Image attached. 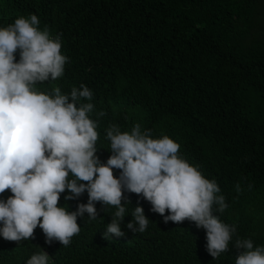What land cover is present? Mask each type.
<instances>
[{
  "label": "trees",
  "instance_id": "1",
  "mask_svg": "<svg viewBox=\"0 0 264 264\" xmlns=\"http://www.w3.org/2000/svg\"><path fill=\"white\" fill-rule=\"evenodd\" d=\"M31 14L41 30L62 34L69 58L61 78L37 87L68 94L83 84L93 92L101 162L112 155L109 125L130 133L139 124L152 138L167 135L181 156L216 180L228 204L216 213L221 220L264 246V0H0V27ZM113 172L119 178L121 170ZM70 194L61 193L58 206L71 212L87 204V192L66 200ZM11 195L7 190L0 199ZM124 196V236L105 238L116 209L97 202L98 219L78 217L81 231L68 247L47 244L39 227L19 244L0 236V264H27L40 250L35 245L50 264H235V236L215 259L206 230L187 220L165 223L142 196ZM137 206L150 220L143 233L126 227Z\"/></svg>",
  "mask_w": 264,
  "mask_h": 264
},
{
  "label": "clouds",
  "instance_id": "2",
  "mask_svg": "<svg viewBox=\"0 0 264 264\" xmlns=\"http://www.w3.org/2000/svg\"><path fill=\"white\" fill-rule=\"evenodd\" d=\"M39 25L38 17L31 14L0 27V194L12 193L6 201L0 199V236L19 244L34 239L39 227L47 244L58 241L68 247L81 231L78 217L87 213L89 222L97 220L96 203L102 202L106 209H116L105 238L122 237L127 215L122 201L127 191L150 202L151 211L163 216L165 223L187 220L206 230L207 250L215 259L230 250L235 236L234 247L239 250L235 264H264V246L240 238L237 227L216 214L228 208L216 180L205 178L199 165L181 156L180 144L172 138H152L151 130L141 131L139 124L130 133L109 125L106 139L112 155L101 162L96 146L99 124L91 118L93 92L83 84L68 94L59 86L51 92L37 87L61 78L69 62L62 54V34L52 36ZM113 169L121 170L119 178ZM65 190L71 193L66 200L87 192V204L80 203L71 212L58 206ZM236 191H241L239 183ZM131 216L126 227L145 232L150 220L143 207H135ZM35 246L40 250L27 264H50L49 255Z\"/></svg>",
  "mask_w": 264,
  "mask_h": 264
}]
</instances>
